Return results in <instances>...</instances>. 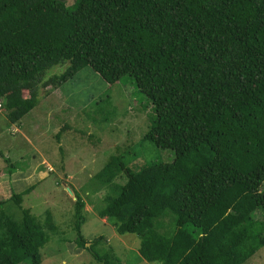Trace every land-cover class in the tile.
Returning a JSON list of instances; mask_svg holds the SVG:
<instances>
[{
	"label": "trees",
	"instance_id": "1",
	"mask_svg": "<svg viewBox=\"0 0 264 264\" xmlns=\"http://www.w3.org/2000/svg\"><path fill=\"white\" fill-rule=\"evenodd\" d=\"M57 64L67 66L44 78ZM85 66L109 84L132 76L155 111L140 141L173 152L136 169L110 156L95 177L121 171L126 180L107 183L97 215L135 233L140 257L157 264H242L264 246V0H0L9 122L37 104L41 87ZM33 187L0 199V264L41 263L44 227L54 224L49 211L43 225L22 207ZM83 211L77 194L76 245L100 264H124L111 247L96 248L102 235L86 246Z\"/></svg>",
	"mask_w": 264,
	"mask_h": 264
},
{
	"label": "rangeland",
	"instance_id": "2",
	"mask_svg": "<svg viewBox=\"0 0 264 264\" xmlns=\"http://www.w3.org/2000/svg\"><path fill=\"white\" fill-rule=\"evenodd\" d=\"M62 1L70 7L76 3V0ZM66 66L57 64L46 69L44 78L61 73ZM44 91L45 88L41 90ZM54 95L62 97L64 105L56 108L51 117L41 113L34 120L33 113L44 103L40 101L42 104L32 113L21 118V131L9 128L5 110L0 108V199L34 185L23 194L22 207L29 208L43 225L49 211L54 224V229L44 227L49 240L40 250V264H100L88 249L78 247L74 241L77 194L84 201L81 232L89 243L86 246L102 235L104 240L96 248L111 247L124 264H157L140 257V240L135 233L119 234L110 222L97 215L109 191L107 183L110 180L123 183L126 175L117 171L109 180L107 176L95 177L109 157L116 154L129 161L132 169L148 161L172 158V150L156 147L151 141H140L155 118L151 101L138 89L132 76L125 74L109 84L89 66L69 78ZM35 129L43 136L32 135ZM42 155L48 164L33 167ZM4 210L17 220L21 217L14 202L7 201ZM255 215L260 218L259 211ZM242 264H264V246Z\"/></svg>",
	"mask_w": 264,
	"mask_h": 264
},
{
	"label": "crops",
	"instance_id": "3",
	"mask_svg": "<svg viewBox=\"0 0 264 264\" xmlns=\"http://www.w3.org/2000/svg\"><path fill=\"white\" fill-rule=\"evenodd\" d=\"M67 81H65L64 83H62L61 85L56 86V87H52V86L44 87L45 88L44 92H41V90L44 89L43 87H41L39 89V97H38L37 104L29 112H27L24 116L26 117V115H28L29 113H32L34 111V109H36V107H38L40 104H42V103H40V101H44L42 108L36 109L35 112L33 113V116L36 115L33 119L35 120L37 118V115H39L41 113H44L47 117L48 116L51 117L54 114V111L56 110V108H59L60 106L64 105V99L62 97H56L54 95V93H56L58 91L59 87L64 85ZM52 97H55V98H52ZM7 121H8V119H7ZM20 121H21V119L18 122H14V123H11L8 121L10 124L9 128H12L15 131H21V128H20L21 122ZM21 134H22L23 139L26 140V143H29L27 136L23 132ZM31 134L32 135L39 134L38 137L43 136L42 132L38 131L37 129H35L34 131H31ZM58 135L59 134L56 133L57 137H58ZM40 158H41V161H39V163H37V161H36V164L33 167H39L42 164H48V159L46 157H44L42 155V156H40Z\"/></svg>",
	"mask_w": 264,
	"mask_h": 264
},
{
	"label": "water",
	"instance_id": "4",
	"mask_svg": "<svg viewBox=\"0 0 264 264\" xmlns=\"http://www.w3.org/2000/svg\"><path fill=\"white\" fill-rule=\"evenodd\" d=\"M86 244H89V243H86ZM87 246H89V245H87Z\"/></svg>",
	"mask_w": 264,
	"mask_h": 264
}]
</instances>
